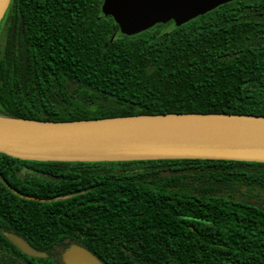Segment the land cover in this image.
Instances as JSON below:
<instances>
[{
    "label": "trees",
    "instance_id": "1",
    "mask_svg": "<svg viewBox=\"0 0 264 264\" xmlns=\"http://www.w3.org/2000/svg\"><path fill=\"white\" fill-rule=\"evenodd\" d=\"M102 1L10 0L0 21V115L264 116V43L258 24L229 20L237 0L217 8L215 25L193 18L133 35ZM5 232L46 256L23 253ZM72 243L103 264H264V162L0 152V264H53Z\"/></svg>",
    "mask_w": 264,
    "mask_h": 264
},
{
    "label": "water",
    "instance_id": "2",
    "mask_svg": "<svg viewBox=\"0 0 264 264\" xmlns=\"http://www.w3.org/2000/svg\"><path fill=\"white\" fill-rule=\"evenodd\" d=\"M229 1L103 0L101 11L113 18L121 33L133 35L169 20L179 26ZM9 3L0 0V21ZM0 152L40 161L204 158L264 162V116L170 112L54 121L0 115ZM5 236L27 255L46 256L17 234L5 232ZM61 255L64 264H103L77 243Z\"/></svg>",
    "mask_w": 264,
    "mask_h": 264
},
{
    "label": "flooded vegetation",
    "instance_id": "3",
    "mask_svg": "<svg viewBox=\"0 0 264 264\" xmlns=\"http://www.w3.org/2000/svg\"><path fill=\"white\" fill-rule=\"evenodd\" d=\"M231 1H235V0H231ZM237 2L239 3V9L235 12H232V16H230V13H228L229 20H245L246 22L251 21L255 24H258L259 29L261 31V35L259 36V39H261V43H264V0H237ZM223 4H220L215 8L207 10L206 12L199 14L194 18L197 19L200 24L204 22L205 19L209 18L210 23L212 25H215L217 23V20L214 17L218 14L217 8L222 6ZM169 24H171L172 27L175 25V23L172 20H169L165 23H157L150 28H155L160 25H169ZM257 40L258 39H256L255 41L257 42ZM65 241H68V239H66ZM68 246L69 244L66 246V248ZM66 248L60 246L58 250L55 251L52 257L53 264H64L61 254Z\"/></svg>",
    "mask_w": 264,
    "mask_h": 264
},
{
    "label": "rangeland",
    "instance_id": "4",
    "mask_svg": "<svg viewBox=\"0 0 264 264\" xmlns=\"http://www.w3.org/2000/svg\"><path fill=\"white\" fill-rule=\"evenodd\" d=\"M170 28H172V25L171 24L165 25V26L162 27L163 31H167ZM3 39H4V37L2 35H0V46H1L2 42H3Z\"/></svg>",
    "mask_w": 264,
    "mask_h": 264
}]
</instances>
